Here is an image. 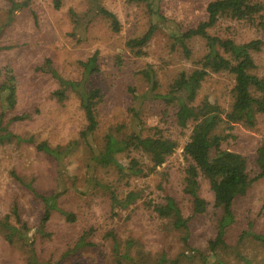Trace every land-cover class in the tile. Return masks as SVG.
<instances>
[{
  "label": "rangeland",
  "instance_id": "374dc122",
  "mask_svg": "<svg viewBox=\"0 0 264 264\" xmlns=\"http://www.w3.org/2000/svg\"><path fill=\"white\" fill-rule=\"evenodd\" d=\"M28 1V7L14 11L11 17L10 3L0 0V85L8 67L15 76L16 88L15 105L0 119V124L21 137H33L32 143H0V264H117L114 241L119 244L122 264H160L161 258H165L163 264H203L189 248L210 253L208 241L215 236L221 210L213 206V193L207 180L201 178L199 194L209 207L205 214L194 216L188 223L189 248L182 241V230L155 212L154 207L163 203L165 196H172L184 217L192 214L191 198L183 192L187 160L182 151L192 124L180 128L172 107L165 108L159 100L144 97L148 86L138 71L151 66L157 90L165 93L180 72L189 73L196 68L194 62L205 53L204 41L200 37L190 40L191 56L185 58L180 49L172 48L168 30L161 27L144 48L145 55L135 56L125 43L148 28L150 18L145 2L96 0L118 18L120 30L114 31L109 19L91 9L90 0H62L59 9L53 7L52 0ZM209 1L160 0L159 8L167 19L186 30L206 19ZM208 30L211 35L236 43L259 40L260 49L253 53L256 66L252 73L264 76V24L223 17ZM95 51L98 72L89 77L88 86L100 88L102 98L96 109L98 125L91 136L93 146L100 150L106 133L120 139L136 130L142 135L172 138L177 147L163 165L150 173L151 163L143 152L118 155L123 164L137 160L142 169L123 179H118L114 169L91 162V177L114 189L119 198L129 190L141 193L133 205L113 215L108 192L93 189V183L88 185L86 181V167L92 155L81 142L60 162L66 176L58 206L73 212L76 220L67 222L62 214L53 212L41 226L42 203L15 175L23 182H31L39 193H51L56 185L57 166L35 145L46 141L51 146H65L77 139L87 124L78 94L67 91L63 99H58L54 92L59 83L43 67L49 58L51 67L61 77L78 80L82 68L77 61L86 60ZM233 86L231 74L210 73L198 89L195 104L207 98L227 109ZM130 87H134L136 97ZM1 100L0 95V114ZM133 108L139 114L138 122ZM24 114L28 115L26 119L9 122ZM217 132L228 135L221 148L240 154L246 161L249 178L255 177L259 171L257 149L264 142V113L256 115L251 127L235 124L228 129L223 124ZM15 205L27 224L22 241L8 239L10 230L3 225L6 219L16 225L12 215ZM233 212L235 220L226 227V245L219 248V259L226 264H245V260L264 264V246L251 236V232L264 234V177L254 180L246 194L235 199ZM89 228L94 230L86 238L96 246L73 251L79 235Z\"/></svg>",
  "mask_w": 264,
  "mask_h": 264
},
{
  "label": "trees",
  "instance_id": "16d2710c",
  "mask_svg": "<svg viewBox=\"0 0 264 264\" xmlns=\"http://www.w3.org/2000/svg\"><path fill=\"white\" fill-rule=\"evenodd\" d=\"M7 1L10 3L8 13L11 17L14 11L29 6L28 0L21 2ZM135 1L145 2L150 18L146 31L140 36L129 38L125 43L126 47L135 56L145 55L144 48L161 27L168 30L169 37L172 39V48L180 49L185 58L191 56V49L188 46L190 40L200 37L204 41L205 53L194 62L196 68L189 73L180 72L165 93H160L157 90L158 82L151 66L147 65L145 68L140 69L138 73L148 86L147 91L143 94L144 97L159 100L165 108L172 107L175 122L180 128H186L189 124H192L188 141L184 144L182 150L187 160L184 169L183 192L191 198L192 214L184 217L180 206L172 196H165L163 203L156 205L154 210L160 217L167 219L174 228L182 230V241L189 248L190 231L188 223L194 216L200 217V215L205 214L209 207V203L199 194L200 179L207 180L213 193V206L220 209L222 214L217 222L214 238L208 241L210 253L205 254L201 250L192 247L189 249L196 252L203 264H208L210 261L215 264H226L219 259L218 250L225 247L226 227L235 220L233 212L235 199L246 194L254 180L264 177V142L257 149L256 164L259 171L255 177L249 178L246 172L245 159L236 152L221 148L222 141L228 135L218 133L217 129L223 124L228 126V129L235 124H242L246 127L254 125L256 115L264 113V76L252 73L256 66L253 53L260 49L261 42L259 40L236 43L229 38L211 35L208 29L223 17L252 24H264V0H210L206 5V19L199 22L195 27L186 30L182 29L178 23L167 19L160 12V0ZM90 2L92 10L110 20L114 31L120 30V23L113 12L103 7L96 0H90ZM52 4L55 9H59L62 0H52ZM50 63L49 58H47L46 65L43 68L59 83L54 95L58 99H63L67 91L78 94L87 124L79 132L78 138L70 141L65 146H51L46 141H40L35 145L37 151L50 156L53 162L56 163V185L51 193L41 194L33 187L31 182H23L16 175L15 178L26 189L33 192V195L42 203L41 226L50 220L53 212L62 214L67 222H75L76 216L73 212L63 210L58 206V198L65 191L62 189L64 186L62 182L66 176L60 162L71 155L81 142H84L92 155L90 163L86 167V181L88 185L93 183V189L103 188L108 192L111 212L113 215H118L119 210L127 209L133 205L141 197V193L129 190L123 197L119 198L114 189L104 185L94 176L91 177L93 173L90 171L92 163L102 168L114 169L118 179H123L132 174L140 173L142 169L138 166L137 160L131 159L127 164H123L118 160V155L136 150L148 155L151 163L150 173L164 164L167 157L176 149L177 142L172 138L161 135H142L140 131L135 130L120 139L111 133H106L102 148L97 150L92 144L91 136H93L98 125L96 109L101 102V89L89 87L88 79L93 73L98 72V51H95L86 60L77 61L82 68L81 77L78 80L61 77L51 67ZM224 72L234 77L229 107L225 109L207 98L195 104L198 89L205 78L210 73ZM4 73L6 76L0 85L2 99L0 119L14 107L16 102L13 71L6 67ZM129 91L136 97L134 87H130ZM133 114L138 122V112L134 110ZM27 116V114L14 116L9 122L23 120ZM6 141L32 143L33 137H21L7 131V128L2 126L1 123L0 143ZM12 215L16 225H10L7 219L3 222L4 227L10 230L7 238L11 241H22L28 230L27 224L21 219L16 205L12 209ZM93 230L89 228V230L79 235L73 251L77 248L96 246V243L86 238L87 233ZM251 236L264 246V234L251 232ZM118 248V242L114 241V250L118 258L117 264H122L121 259L123 256L119 254ZM30 250H32L31 245ZM164 262L165 258H161L160 264ZM245 264H249V262L245 260Z\"/></svg>",
  "mask_w": 264,
  "mask_h": 264
}]
</instances>
